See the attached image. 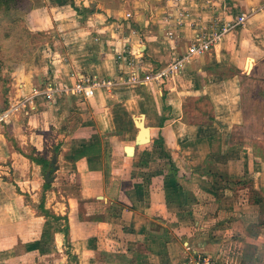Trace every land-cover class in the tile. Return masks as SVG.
<instances>
[{"label":"crops","instance_id":"0c3cea01","mask_svg":"<svg viewBox=\"0 0 264 264\" xmlns=\"http://www.w3.org/2000/svg\"><path fill=\"white\" fill-rule=\"evenodd\" d=\"M182 2L189 12L181 20L165 13L132 24L109 9L79 21L73 5L48 8L49 22L71 23L47 37L43 62H23L12 91L18 113L10 145L0 137V167L17 170L20 182L29 168L35 185L0 175V264H177L186 246L218 264H264V208L246 204L243 185L261 191L262 161L228 138L243 75L264 61V0ZM243 13V25L181 73L159 84L117 83L129 55L139 52L140 66L158 71L199 29L219 31ZM76 83L100 85L89 98L54 89ZM202 101L208 110L198 109ZM140 116L149 141L136 145ZM17 147L50 162L52 181Z\"/></svg>","mask_w":264,"mask_h":264},{"label":"rangeland","instance_id":"374dc122","mask_svg":"<svg viewBox=\"0 0 264 264\" xmlns=\"http://www.w3.org/2000/svg\"><path fill=\"white\" fill-rule=\"evenodd\" d=\"M61 2L60 0H19L12 7L0 9V137L3 136V141L5 142L6 140L7 145H10L9 143L13 139L10 125L14 120V116L18 113L16 109H18L19 105L17 104L18 101L14 99L15 96L12 91L16 89L15 84L23 62L32 57H36L40 62H43L45 57H43L44 53L41 51L49 44L47 37H53V34H56L54 32L57 30L61 31L62 28L65 29L68 27L67 23H71L68 20H64V18H58L53 23L49 22L48 19L46 20L47 12L52 13L48 8H56ZM67 3L68 6L73 5L72 8L75 13L80 16L78 18L79 21L87 18L84 17L87 13L103 9L121 13V15H118L119 22H124L126 19L124 20L123 18L126 16L130 23L134 21L133 16L135 19L140 17V20L146 19L153 22L152 19H162L165 13L170 15L171 19L178 21L184 17L186 11L189 12L188 2L186 4L182 0H67ZM37 9L40 12L38 15L36 13ZM57 9L59 12L65 11L64 8ZM53 12L56 13V10L54 9ZM158 22L155 21L157 24ZM59 23H63V26L58 27L57 24ZM54 26H57L56 29ZM48 28L51 30L49 33L46 32L47 34L40 31ZM51 31L54 32L52 33ZM55 39L57 46L60 47V38L55 35ZM51 42V44L55 43L54 38H51ZM249 65L247 66L248 70ZM241 82L242 93L238 107L240 112L238 116L231 118L234 126L228 138L230 137L231 142L241 145L240 147L244 146L246 151L254 153L262 161V172L264 174V61L260 62L258 68L251 75L244 74ZM200 107L208 110V102H200L198 109ZM5 114L7 115L1 119ZM12 149L14 151L19 150L20 153L26 155L32 154L30 147H24L22 150L20 148ZM38 155L39 153L35 156ZM8 162H10V159H8ZM28 169L25 170V180L23 182H20L21 179L19 180L16 174L17 170H13L11 166L10 169L0 167V175L3 176L2 172H7L9 175L4 178L12 182L16 178L21 183L22 188L27 189L26 183L30 187L35 185L32 183V175L34 174ZM37 176L40 177V174ZM251 182L249 180L243 181L244 188H247L245 192L248 195L246 204L254 207L255 204H258L257 201L260 200L262 204V207H260L264 208V179L261 191L254 190L255 185ZM73 186H75L74 183ZM72 199H75V197ZM36 201V205L43 211L42 206L46 202L45 194H39ZM51 216H56V214Z\"/></svg>","mask_w":264,"mask_h":264},{"label":"built area","instance_id":"2783aa9c","mask_svg":"<svg viewBox=\"0 0 264 264\" xmlns=\"http://www.w3.org/2000/svg\"><path fill=\"white\" fill-rule=\"evenodd\" d=\"M249 14L243 13L240 14L235 21L228 23L223 26L219 31H212L210 34H207L206 28L202 27L199 29L195 40L187 48V50L181 55H174L173 60L164 68L154 71L152 69L142 68L140 66V61L137 58L139 54L129 55L126 61L127 72L125 77H121L117 82L118 84H145L147 82H155L157 84L162 83L168 76L181 73L182 68L185 63H189L195 57L204 54L210 48L218 42L225 33L231 29L241 26L245 23ZM140 69V70H139ZM143 71L144 75L139 76V71ZM100 84L92 83L91 85L76 83L73 86L62 85L54 88L55 91H61L69 93L71 91L76 92L82 95L84 98H89L93 96L94 88ZM3 115L1 119L6 116ZM177 264H218L217 260L208 253L201 252L195 249H192L190 246L185 247V252L183 254L182 260Z\"/></svg>","mask_w":264,"mask_h":264},{"label":"trees","instance_id":"16d2710c","mask_svg":"<svg viewBox=\"0 0 264 264\" xmlns=\"http://www.w3.org/2000/svg\"><path fill=\"white\" fill-rule=\"evenodd\" d=\"M19 0H0V9L3 7H12V5L16 4ZM62 1L60 4H66L67 0H60ZM66 1V2H65ZM18 149V148H17ZM19 151V150H18ZM32 154L26 155L24 154L25 157H27L28 159H30L32 162L36 163L37 165H40L42 168V171L45 173H47L48 171H52V168L50 167V162L40 158L39 156H35V150L32 149ZM50 184L49 183H45L44 187H49ZM46 213H48L47 211H45ZM55 218H57L56 216H54Z\"/></svg>","mask_w":264,"mask_h":264},{"label":"water","instance_id":"95a60500","mask_svg":"<svg viewBox=\"0 0 264 264\" xmlns=\"http://www.w3.org/2000/svg\"><path fill=\"white\" fill-rule=\"evenodd\" d=\"M136 124L139 128V134L135 140L136 145H140V144H144V143L148 142L149 141V130L147 127L144 126L142 116H140L139 118L136 119ZM132 150L133 149L131 147L126 148V152L128 154H131ZM51 175H52V171H48L47 173H45V181L46 182L52 181Z\"/></svg>","mask_w":264,"mask_h":264}]
</instances>
